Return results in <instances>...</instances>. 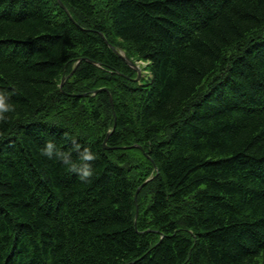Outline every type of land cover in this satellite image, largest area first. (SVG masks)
Returning a JSON list of instances; mask_svg holds the SVG:
<instances>
[{
    "label": "trees",
    "instance_id": "trees-1",
    "mask_svg": "<svg viewBox=\"0 0 264 264\" xmlns=\"http://www.w3.org/2000/svg\"><path fill=\"white\" fill-rule=\"evenodd\" d=\"M61 2L0 0V264H264V0Z\"/></svg>",
    "mask_w": 264,
    "mask_h": 264
},
{
    "label": "clouds",
    "instance_id": "clouds-1",
    "mask_svg": "<svg viewBox=\"0 0 264 264\" xmlns=\"http://www.w3.org/2000/svg\"><path fill=\"white\" fill-rule=\"evenodd\" d=\"M15 112V105L11 99V93L7 89L0 88V122H7L10 114ZM41 135H46L41 133ZM65 144L70 147L61 148L55 137L45 139L40 148L41 156L61 164L68 173L75 175L82 183H90L94 177L93 162L95 153L90 147L82 145L76 139L65 134Z\"/></svg>",
    "mask_w": 264,
    "mask_h": 264
},
{
    "label": "water",
    "instance_id": "water-1",
    "mask_svg": "<svg viewBox=\"0 0 264 264\" xmlns=\"http://www.w3.org/2000/svg\"><path fill=\"white\" fill-rule=\"evenodd\" d=\"M57 2L59 3L60 7L68 13L67 8L63 5V3L61 2V0H57ZM104 40H105V38H104ZM105 41H106V40H105ZM109 47H110V48H111L116 54H118L120 57H122V58H123L128 64H129L130 67H132V68H134L135 70L138 71V73H139V78H138V80H140V79H141V71H139V68H137V66H135V64H134L132 61H130V60H128L127 58H125V56H124L122 53H120L118 50H116L115 48H113V47L110 46V45H109ZM66 79H67V78H64L63 81H62L61 90H63V87H64V84H65V82H66ZM104 147H105L106 150H109V149H110V148L107 147V142H105ZM140 190H141V188L138 190V192H137V196H138ZM136 200H137V198H136Z\"/></svg>",
    "mask_w": 264,
    "mask_h": 264
},
{
    "label": "rangeland",
    "instance_id": "rangeland-1",
    "mask_svg": "<svg viewBox=\"0 0 264 264\" xmlns=\"http://www.w3.org/2000/svg\"><path fill=\"white\" fill-rule=\"evenodd\" d=\"M123 54V53H122ZM124 55V54H123ZM134 64H135V66H137V68H139V71H141V78H144V77H147V76H149L148 74H147V72H146V66H147V64L146 63H143V62H134V61H132ZM137 71V70H136ZM139 78V77H138ZM141 80V79H140ZM66 81H67V79H66ZM139 81V80H138ZM61 85H62V83H61ZM60 88H61V86H60Z\"/></svg>",
    "mask_w": 264,
    "mask_h": 264
}]
</instances>
